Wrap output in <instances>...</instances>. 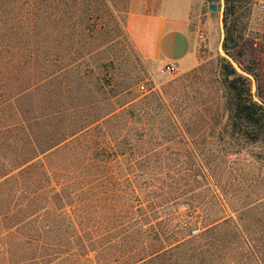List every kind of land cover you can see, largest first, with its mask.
<instances>
[{"label":"rangeland","instance_id":"obj_1","mask_svg":"<svg viewBox=\"0 0 264 264\" xmlns=\"http://www.w3.org/2000/svg\"><path fill=\"white\" fill-rule=\"evenodd\" d=\"M25 1L0 0V173L29 141L79 131L42 155L49 176L0 182V264H264V131L233 125L221 81L226 58L264 101V0L242 3L234 31L258 87L222 48L224 0H164L196 41L165 74L134 47L129 0H49L44 41Z\"/></svg>","mask_w":264,"mask_h":264},{"label":"trees","instance_id":"obj_2","mask_svg":"<svg viewBox=\"0 0 264 264\" xmlns=\"http://www.w3.org/2000/svg\"><path fill=\"white\" fill-rule=\"evenodd\" d=\"M61 2H65V0H60ZM75 1V0H73ZM245 0H224V9L222 15V24L224 28V38L222 41V48L224 51L230 55L240 66L242 70L251 74L257 82V87L259 86V75L257 73L256 63L253 59H250V63H242L239 57L242 56L243 51L237 48L240 42V35L236 33L234 35V31H236V21L239 14V8H241L242 3ZM26 3H30L33 6L30 7L29 10L30 15V30L35 25L37 36L39 37L42 34L43 41L45 38L49 37L47 33L49 27L48 15L46 14V8L49 5V0H26ZM89 15V13L87 14ZM86 15V16H87ZM39 27V28H38ZM46 33V34H45ZM29 34V31H28ZM45 45V44H44ZM37 51L36 56H40L45 60H48L45 57L44 46L41 42L37 43ZM42 49V53L41 50ZM224 62L222 63V84L228 90L229 95V103L230 108H232L231 120L234 126H241L246 124H253L255 126H259L264 131V101L262 99V103L255 101L252 97L251 92V79L249 76L240 73L237 71L235 66L228 59L224 58ZM51 73H47L44 76L48 77ZM232 75V77H230ZM44 77V78H45ZM23 89H20L16 93H12L7 101L11 103L13 100L19 96ZM244 122V123H243ZM79 130H76L70 134H66L61 139L57 141H53L44 147H39V145L35 144L34 141H29L31 144V153L29 155L22 156L19 161L9 170L3 171L0 173V182H6L11 174H14L15 178H19L20 176L30 170V168L39 167L41 169V173L49 176L50 169L47 160L43 159V156L47 152H53L55 149L61 147V145H65L70 139V136L75 135ZM43 155V156H42ZM20 184V182L18 183ZM20 187V186H19ZM23 189V187H20ZM28 240L35 241L37 245L47 246L48 242L43 240L41 237H27ZM34 258H39L36 255ZM51 261L45 262L44 264H49Z\"/></svg>","mask_w":264,"mask_h":264},{"label":"crops","instance_id":"obj_3","mask_svg":"<svg viewBox=\"0 0 264 264\" xmlns=\"http://www.w3.org/2000/svg\"><path fill=\"white\" fill-rule=\"evenodd\" d=\"M126 27L137 52L157 65L191 61L195 38L183 11L164 0H129Z\"/></svg>","mask_w":264,"mask_h":264},{"label":"built area","instance_id":"obj_4","mask_svg":"<svg viewBox=\"0 0 264 264\" xmlns=\"http://www.w3.org/2000/svg\"><path fill=\"white\" fill-rule=\"evenodd\" d=\"M261 8L262 10H264V1H262L261 3ZM177 68L178 66L175 62H167L158 66V72L161 74L170 73V72H174ZM139 89L145 90L146 89L145 84L141 83L139 85ZM198 230H199L198 228H193L191 229V233H196L198 232Z\"/></svg>","mask_w":264,"mask_h":264},{"label":"water","instance_id":"obj_5","mask_svg":"<svg viewBox=\"0 0 264 264\" xmlns=\"http://www.w3.org/2000/svg\"><path fill=\"white\" fill-rule=\"evenodd\" d=\"M208 8H209V10H216V9H217V4H216V2H210V3L208 4Z\"/></svg>","mask_w":264,"mask_h":264}]
</instances>
